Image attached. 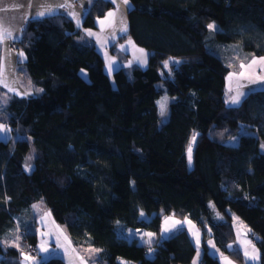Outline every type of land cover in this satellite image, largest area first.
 Returning a JSON list of instances; mask_svg holds the SVG:
<instances>
[{
  "label": "trees",
  "instance_id": "1",
  "mask_svg": "<svg viewBox=\"0 0 264 264\" xmlns=\"http://www.w3.org/2000/svg\"><path fill=\"white\" fill-rule=\"evenodd\" d=\"M128 3V31L111 49L132 40L149 52L148 62L144 70H116L114 86L100 52L77 40L114 8L110 1L93 3L79 29L64 14L22 31L23 65L40 95L13 98L0 113L18 136L13 146L0 141V264H21V251L5 245L18 232L36 254L25 214L40 200L74 248L96 250L98 264H190L196 247L185 229L151 246L131 233L158 234L169 217L192 222L218 253L250 264L233 247L236 217L251 230L264 264V90L228 106L230 70L205 46L215 23L217 43L264 57V0ZM157 83L174 99L162 126ZM30 147L35 158L26 172ZM201 261L220 264L205 244Z\"/></svg>",
  "mask_w": 264,
  "mask_h": 264
},
{
  "label": "crops",
  "instance_id": "2",
  "mask_svg": "<svg viewBox=\"0 0 264 264\" xmlns=\"http://www.w3.org/2000/svg\"><path fill=\"white\" fill-rule=\"evenodd\" d=\"M96 1L97 0H0V8L6 9V11H0V32H2V29H7V32L10 33V35H5L4 38L0 39V113H3V110L13 98L32 99L40 95L39 89L30 83L29 77L26 78L25 76V71L23 69L25 68V65H23L25 62V55H19V53H23L20 49L14 50L10 48L12 43H17L21 40L24 27L34 20H42L46 17L65 14L71 19L75 28L79 29L81 23L85 19L86 13L91 8L90 6ZM105 1H110L114 8L108 11L103 17L96 20L95 30L90 29L92 32L87 30L83 35L91 33L90 40L93 43H96V41L101 38L104 42L111 43V46L114 41H117L120 35L128 31L126 14L130 10L131 5H129V3L124 4L123 0H116V2H113V0ZM61 5L68 6L62 7ZM46 8H51L52 13L40 16L39 13L45 11ZM110 12L114 13V15L109 16L108 14ZM81 33L82 31H80V35L82 36ZM80 35L77 37V40ZM80 44L84 45V43ZM90 45H94L96 49L95 44ZM116 46L118 50L117 53L123 55V60L118 62V64L121 65L119 69L136 67L144 70L146 68L149 55L148 51L144 49L140 51L142 49L137 47L132 40H126ZM234 218L239 220L233 217V223H235ZM218 219L221 220L220 217H218ZM174 220L171 221L165 218L161 222L162 225L157 234V240H161V233L167 228L164 222L167 221L170 228L169 231L166 232L168 234L165 235L163 239L172 237L176 230H184L186 228V232L189 234L192 244L196 247V251H199L200 256L196 258L195 264H202L201 260L204 244L207 246L209 254L217 259L219 258L220 264H226V261L223 259V257L226 256L218 253L211 240L206 239L203 241V234L195 224L184 219L181 222L176 220L178 222L176 225L175 222H173ZM245 227L247 226L245 225ZM248 231L249 232L244 231L243 237H240L236 231V240L233 245L234 249L240 250L243 255H245V250H249L252 246H255L253 238L251 237V230L248 229ZM152 240H155V238H152ZM197 241H199V243H197ZM72 249L75 264L92 263L83 258L80 249ZM226 258L227 261H230V264H234L230 258ZM69 262H71V260L65 258V264H73ZM190 264H194V262Z\"/></svg>",
  "mask_w": 264,
  "mask_h": 264
},
{
  "label": "rangeland",
  "instance_id": "3",
  "mask_svg": "<svg viewBox=\"0 0 264 264\" xmlns=\"http://www.w3.org/2000/svg\"><path fill=\"white\" fill-rule=\"evenodd\" d=\"M210 24H214L215 27L213 29H209L208 39L205 42L206 51L216 56L218 59H221L222 62L226 65V67H228L230 70V73L226 77V85H225V89H226L225 100L227 105L233 106L229 102L230 97L236 95L238 92H242L247 95L250 92H254V90H264V63H260L261 57H256L254 55H250L247 52L241 51V49H239L237 45L233 43L230 44L217 43L214 33L218 31V28L215 23H210ZM87 30H89V32H92L90 31V29ZM87 30H80L82 31L81 33L82 36L80 35L78 40L80 43H84V45L95 44L96 50L100 52L103 61H105L103 71L107 75L109 82L114 86L115 83L113 82V73L121 67V65L118 64V62L123 60L122 57L123 55L117 53L118 51L117 46L115 47L113 46V48L111 49V46L115 44V41L111 46H110L111 43L109 44L107 42H104V40L101 38L100 40H97L96 43H93L90 40L91 35L89 34L83 35L85 32H87ZM253 59H256L257 63L252 64L251 67H247V65H249ZM167 62H168L167 66H169L170 63L174 62V60L170 59ZM242 64L245 65V67L242 68L241 67ZM167 66L164 65L163 66L164 69H166ZM23 69L25 71V76L27 78L28 75L26 73V69L25 68ZM80 73L85 79H87V73L84 70H81ZM240 73H243V75L241 76ZM156 87L157 89L162 90L161 91L162 94L156 100L158 114H159L158 125L162 126L168 120L169 105L173 102L174 99L164 91V88L161 86L160 83H157ZM245 96L241 98V101L244 99ZM161 103L164 104L163 115H161ZM0 126H2L4 129L3 131H0V141L11 142L13 146L18 136L14 137L11 128L4 125V123L3 124L0 123ZM245 132L246 131H243V133ZM192 146L193 145H191V149ZM187 156H189V151H187ZM28 157H31V159H28ZM34 158H35V152L33 151V148L30 147V150L25 156L23 162L24 170L26 172L33 168L32 166H33ZM29 165L30 168L26 170V167ZM30 207L31 208L29 209L28 213L25 214V216L27 220L32 223L33 232L37 237V245L35 247L36 254L32 255L30 253L31 251L25 245V241L22 240V236L20 232L15 233L13 239L11 237L8 238V240H6L7 243L5 245H8V247L9 245H12L19 253L21 251L20 260H19L21 264H39L53 257L60 258L63 261L66 258L71 260V262L69 263L75 264L73 260V249H72L74 247L71 238L68 235L66 227L61 226L55 222L54 218L51 216L48 208L44 205L42 200L32 204ZM168 219H170L171 221L174 220L173 217L172 218L169 217ZM234 220L235 223H233L232 221L233 230L235 231V233L237 231L240 237L241 236L243 237L245 232H249L247 227H245V224H243V222H241L240 220H236L235 218ZM173 222H175L176 225L178 224L176 220H174ZM164 223H166V226L169 229L170 228L169 223L167 221ZM131 233L136 234L139 237V239H142L144 242L143 244L146 246H151V244H153L157 238V234H154L153 231L137 232L134 230ZM147 233H151L152 236L151 237L147 236L146 235ZM167 234L168 233H166L163 230V232L161 233V240ZM152 238H155V240H152ZM149 240H151V243H149ZM231 248L232 246L228 245L227 249H231ZM77 249H80V251L82 252V256L85 260H89L90 262H92L91 264H98L96 259L97 253L95 249H91V248H86V249L77 248ZM198 252L199 251H196L192 263L195 262L196 258L200 256ZM246 252L248 253V256L246 257V255H243V257L244 260L247 261V263L254 264L258 262L259 255L255 246H252L249 250H245L244 253ZM26 256L31 257V259L26 260L25 259ZM252 256H256V259H251Z\"/></svg>",
  "mask_w": 264,
  "mask_h": 264
},
{
  "label": "snow or ice",
  "instance_id": "4",
  "mask_svg": "<svg viewBox=\"0 0 264 264\" xmlns=\"http://www.w3.org/2000/svg\"><path fill=\"white\" fill-rule=\"evenodd\" d=\"M113 2H116V0H113ZM123 3L124 4H127L128 3V0H123ZM61 6L62 7H67L68 5H61ZM0 11H6V9L0 8ZM51 13H52V9L51 8H46L45 11L40 12L39 15L40 16H44L45 14H51ZM108 15L109 16H113L114 13H111L110 12ZM78 23H79V21H78ZM207 27L209 29H213L215 27V25L214 24H209ZM122 30H126V29H122ZM89 34L91 35V33H89ZM5 35H10V33L7 32V29H2V32H0V39L4 38ZM140 51H143V50H140ZM19 55L20 56H23V53H19ZM167 63L168 62L165 61V65L166 66H167ZM176 63L179 64V61H176ZM256 63H257V60L256 59H253L251 61V63L249 65H247V67H251L252 64H256ZM260 63H264V57H261L260 58ZM241 67L243 68V67H245V65L242 64ZM240 75L242 76L243 73H240ZM245 95H246L245 93L238 92L236 95L231 96L230 97V101H229L230 104L231 105H238L241 102V98L243 96H245ZM163 114H164V104L161 103V115H163ZM3 130H4L3 127L0 126V131H3ZM194 138L195 137H193V139ZM262 147H264V145H262ZM188 151H189V163H191V146L189 147V150ZM28 159H31V157H28ZM28 168H30V165L26 167V170H28ZM141 216H143V213H141ZM164 231L167 232V231H169V229L168 228H165ZM146 235L149 236V237L152 236L151 233H147ZM149 243H151V240H149ZM197 243H199V241H197ZM42 250H44V249H42ZM198 254H199V252H198ZM245 255L247 257L248 256V253L246 252ZM25 259L26 260L27 259H31V257H27L26 256ZM223 259L226 261V264H230V261H227V258L226 257H223ZM251 259H256V256H252ZM122 264H123V262H122ZM194 264H195V262H194Z\"/></svg>",
  "mask_w": 264,
  "mask_h": 264
},
{
  "label": "built area",
  "instance_id": "5",
  "mask_svg": "<svg viewBox=\"0 0 264 264\" xmlns=\"http://www.w3.org/2000/svg\"><path fill=\"white\" fill-rule=\"evenodd\" d=\"M10 48H11V49H14V50H17V49L19 48V44H18V43H12ZM4 125L7 126L6 123H4ZM29 250H30V248H29ZM31 252H32V251H31ZM31 252H30V253H31Z\"/></svg>",
  "mask_w": 264,
  "mask_h": 264
}]
</instances>
